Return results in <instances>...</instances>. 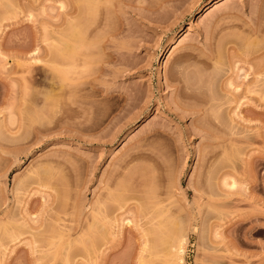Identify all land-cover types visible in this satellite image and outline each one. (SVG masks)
I'll return each instance as SVG.
<instances>
[{"label":"rangeland","instance_id":"374dc122","mask_svg":"<svg viewBox=\"0 0 264 264\" xmlns=\"http://www.w3.org/2000/svg\"><path fill=\"white\" fill-rule=\"evenodd\" d=\"M110 2L69 70L84 3L0 0V264H164L189 217L184 264H264V0Z\"/></svg>","mask_w":264,"mask_h":264},{"label":"bare ground","instance_id":"6f19581e","mask_svg":"<svg viewBox=\"0 0 264 264\" xmlns=\"http://www.w3.org/2000/svg\"><path fill=\"white\" fill-rule=\"evenodd\" d=\"M5 1H7L8 2V0H4V2L1 0V2H2V4L4 3L5 4ZM80 1H82L83 3H84V10L83 9H80V10H83L84 11V13L83 14H85V16L83 15V17L85 18H80L81 20H84L83 21V25H82V27H80V25H78V26H76V25H74V23H73V26H69L68 25V27L66 28V30H65V32H62L61 33V36H63V40H62V38H60L59 39V41H60V43L63 41V45L61 46V48H60V46H59V50H58V48L55 50V51H60V49H62V52H59L61 55L63 54L64 55V60H66V64H64V65H66L68 68H69V70H71V69H75L76 67H78L79 66V64H81V63H83V64H85L86 62H88V61H91V60H88V57H86L87 55L86 54H83V53H85L84 51H83V53H81V51H80V49H81V47L85 44L86 45V43H88L89 41H86V38H85V36H86V32L88 31V29L94 24V21L96 20V16H98L97 14V12L99 11H101V13L102 14H104V13H106V12H108V9H109V4H108V6H106L107 5V2L109 3L110 1V3H112V0H80ZM105 1H106V3H105ZM213 3V2H212ZM215 3V2H214ZM216 6H218V5H216ZM106 8H107V10H106ZM101 9V10H100ZM103 11V12H102ZM101 13H99V14H101ZM107 14H105V16H106ZM96 17V18H95ZM102 17H103V23L105 22L106 23V25L105 24H103V27L104 26H107V22H108V16H106V17H104V15H102ZM79 19V20H80ZM95 19V20H94ZM107 21H106V20ZM189 20H191V19H189ZM69 21V23H70V20H68ZM258 27V26H257ZM256 25L255 26H253V27H251L252 29H250V31L252 30V32H254V33H256ZM104 28H107V27H104ZM260 29H261V27H260ZM257 30H259V28H257ZM260 31V30H259ZM258 32V31H257ZM254 33H252V34H254ZM64 34V35H63ZM87 34H88V32H87ZM83 35H85V36H83ZM84 37V38H83ZM85 39V40H84ZM86 41V42H85ZM81 42H84V44L83 43H81ZM90 43V42H89ZM88 43V44H89ZM180 43V40H178V42H177V44H179ZM62 44V43H61ZM82 44V45H81ZM81 45V46H80ZM262 47V46H261ZM56 47H53V49H55ZM263 48H264V46H263ZM263 48H260V50H261V52H264V50H263ZM52 50V49H51ZM254 50V49H253ZM253 50H251L252 52H253ZM263 50V51H262ZM53 52H54V50H52ZM248 52H249V50H248ZM259 52V51H258ZM249 53H251V52H249ZM60 55V56H61ZM85 55V56H84ZM61 57H63V56H61ZM77 57V58H76ZM75 58V59H74ZM38 60V59H37ZM37 60H35V61H37ZM76 60V61H75ZM38 61H40V60H38ZM46 63H48V62H46ZM82 64V65H83ZM215 64V63H214ZM55 64H53V66H54ZM52 65H50V68H52L54 71H56V73H59V74H61L60 73V71L59 72H57L58 71V69L60 68V67H58V65L56 66V67H58V69L56 68V69H54V67H51ZM49 67V66H48ZM65 67V66H64ZM215 67V66H214ZM249 68L251 69V76H252V79H253V87H256L257 89V91H259V93H262L263 94V98H264V57L263 58H261V60L259 61V62H257L256 64H250V66H249ZM60 70V69H59ZM64 70V69H63ZM63 72V71H62ZM64 73V72H63ZM58 74V75H59ZM69 84H70V82H69ZM256 90H254V91H256ZM261 94V95H262ZM72 94H68L66 97H65V101H66V105H67V107L70 109L71 108V105H73V104H75V103H77V102H79V103H81V104H83V103H85L86 105H88V106H79V105H77V107L78 108H80V109H82L84 112L82 113V114H84L85 112L87 113V112H89L90 111V107H92L89 103H91L92 104V101H95V100H93L92 99V101H90L91 99L89 98L88 99V102H85V100H83V97L81 96V95H78V97L76 96V97H74V95H72ZM100 95V94H99ZM111 95V93L110 92H108V91H106L105 89L103 90V92L101 93V96L102 97H104V98H107V97H109ZM45 98V99H44ZM47 98L48 97H44L43 96V101H42V103H44V101H45V103H46V101L48 102L49 100H47ZM87 101V100H86ZM90 101V102H89ZM204 102V101H203ZM206 103L208 104V102H205L204 103V105H206ZM203 105V106H204ZM202 105H201V107L202 108H204ZM202 108H201V111H202ZM37 109V108H36ZM35 109V111L37 112H39L40 110L38 109V110H36ZM34 110V109H33ZM35 111H34V113H35ZM33 113V115L30 117V119H29V123L31 124V125H29L30 127L31 126H33V122H34V124L35 123H38V120H37V116L35 115ZM84 114V116L85 115H87V114ZM90 113V112H89ZM91 114V113H90ZM90 114L88 115V116H90ZM34 115H35V118H34ZM88 116H85L84 118H83V116H82V119H83V122H85V121H87L88 120V118L90 119V117H88ZM88 117V118H87ZM31 118H33L34 119V121L31 119ZM36 120V121H35ZM91 120H92V117H91ZM87 123V122H86ZM86 123H84V124H86ZM89 123V122H88ZM29 127V128H30ZM34 127V126H33ZM31 129H33V128H31ZM152 129H154L153 131H156L155 130V128H152ZM151 130V129H150ZM158 131V130H157ZM150 133H152L151 131H149ZM154 133V132H153ZM149 136V135H148ZM154 149V148H153ZM153 149H151V150H153ZM155 150H157V149H155ZM149 151H150V149H149ZM151 152V151H150ZM154 154L155 153H158L157 151L156 152H153ZM136 154V153H135ZM151 154H152V152H151ZM150 155V154H149ZM157 155H159V154H156V156ZM153 156V155H152ZM155 156V157H156ZM158 157V156H157ZM159 158V157H158ZM224 181H225V179H224ZM223 184H224V182H223ZM226 185H228V187L229 188H232V187H234L235 185V182L234 181H232L231 180V183H225ZM234 185V186H233ZM100 213H102L101 212V210L99 211ZM193 218V217H192ZM18 221V220H17ZM15 219H11V218H8L5 222H3L2 221V223H0V228H1V231L3 232V235L4 234H7L9 237H12V235H14V234H16L17 233V231L19 232V228H17L16 229V227H18L19 226V221L17 222ZM184 221H186L185 223H184ZM1 222V221H0ZM127 222H129V220H127ZM169 222H171V221H169ZM169 222H165L164 223V225L167 223L168 224V226H169V228H170V226H172L169 230H167L166 231V235L163 233V229H161L160 227V229H156V232L157 231H162V233H163V235H165V236H163V238H161L160 236L161 235H158V238L160 239H158L159 240V242H162V244H163V250H164V253L162 254V256H163V260H164V257H165V260H164V264L166 263V264H184V253H185V248H186V244H187V242H188V238H187V233H186V230H187V227H188V225L190 224V217L187 219V220H183L182 221V224L183 225H185V226H183L182 224H181V222H179L178 224H176V225H174V224H171V223H169ZM6 223V224H5ZM19 223V224H18ZM125 223H126V221H125ZM3 224V225H2ZM126 224H128V223H126ZM166 224V225H167ZM187 224V225H186ZM21 225V224H20ZM174 225V226H173ZM162 226H163V224H162ZM167 226V227H168ZM164 227V226H163ZM165 228H166V226H165ZM167 229V228H166ZM166 229H164V230H166ZM160 231V232H161ZM160 232H158L159 234H162V233H160ZM6 235V236H7ZM17 235H18V233H17ZM16 235V236H17ZM7 236V237H8ZM13 237H15V236H13ZM161 239H162V241H161ZM161 247H162V245H160ZM162 249V248H161ZM161 252H163V251H161Z\"/></svg>","mask_w":264,"mask_h":264}]
</instances>
